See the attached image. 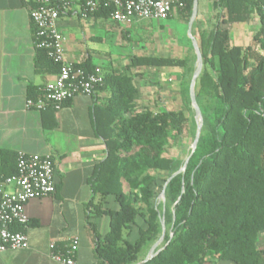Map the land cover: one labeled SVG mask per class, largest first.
Wrapping results in <instances>:
<instances>
[{
  "label": "trees",
  "instance_id": "16d2710c",
  "mask_svg": "<svg viewBox=\"0 0 264 264\" xmlns=\"http://www.w3.org/2000/svg\"><path fill=\"white\" fill-rule=\"evenodd\" d=\"M205 1L218 19L198 38L205 69L196 80L195 97L203 124L185 170L165 187L162 245L167 244L145 264H264V0ZM192 6L187 0L178 9L186 22ZM111 10L102 4L90 15L110 18ZM254 18L258 28L249 42L231 44L230 27ZM37 52V62L58 71L45 49ZM77 65L96 68L89 61ZM138 66L182 67V95H188L187 57L134 54L126 69ZM132 80L126 71L105 73L96 87L109 91L102 113L95 112L94 127L107 155L89 180L100 200L85 205L96 264H136L141 251L158 239L162 208L156 199L184 161L167 155V147L195 133L190 101L185 110L138 109L140 93ZM15 172L16 154L2 151L0 178ZM101 216L108 217L104 234L95 224ZM55 250L65 251L66 243H55Z\"/></svg>",
  "mask_w": 264,
  "mask_h": 264
},
{
  "label": "crops",
  "instance_id": "0c3cea01",
  "mask_svg": "<svg viewBox=\"0 0 264 264\" xmlns=\"http://www.w3.org/2000/svg\"><path fill=\"white\" fill-rule=\"evenodd\" d=\"M35 5L36 0H0V157L4 150L15 154L17 151L50 154L56 190L52 195L31 199L25 204L27 247L0 252V264H60L51 258L50 244L68 243L73 238L78 240L77 262L96 264L95 238L86 222L85 205L91 199L94 202L100 200L98 194H93L89 180L95 166L107 155L104 140L95 134L94 127L95 112L102 113L109 101V91L95 88L91 95L78 94L58 110L25 108L26 98L34 96L57 74L50 66L37 62L34 26L30 18V10ZM135 23L124 26L99 15L84 17L82 1L76 0L58 18L64 36V57L76 64L89 61L103 75L126 71L133 75L132 81L139 92L137 82L145 83L143 79L147 73L157 75L153 84L156 90L163 89L164 81L159 78L170 71L177 74L181 84L183 68L179 66L160 67L156 71L148 66L127 70V60L116 59L110 60L102 69L92 61L93 56H99V49L91 44L99 38L95 34L96 28L115 30L121 39L124 35L128 38L129 28ZM251 23L255 24L256 30L257 18L240 24ZM231 44L242 46L232 41ZM101 218L97 217L95 224L97 232L103 234L98 230Z\"/></svg>",
  "mask_w": 264,
  "mask_h": 264
},
{
  "label": "built area",
  "instance_id": "2783aa9c",
  "mask_svg": "<svg viewBox=\"0 0 264 264\" xmlns=\"http://www.w3.org/2000/svg\"><path fill=\"white\" fill-rule=\"evenodd\" d=\"M76 0H36L30 10L37 48L45 49L48 57L58 64L53 81L43 85L37 93L25 100L26 109L43 111L60 109L78 94L91 95L103 83L104 75L98 68L87 71L64 57V36L58 18L62 11ZM83 16L95 12L104 4L112 8L110 19L130 26L142 19L166 18L173 9L185 7L187 0H81ZM54 162L50 154L17 151L16 172L0 178V252L24 249L28 239V216L25 204L35 198L54 194ZM15 227L18 229H15ZM77 238L66 243V250H55L50 244L51 258L60 264H79L75 259Z\"/></svg>",
  "mask_w": 264,
  "mask_h": 264
},
{
  "label": "rangeland",
  "instance_id": "374dc122",
  "mask_svg": "<svg viewBox=\"0 0 264 264\" xmlns=\"http://www.w3.org/2000/svg\"><path fill=\"white\" fill-rule=\"evenodd\" d=\"M217 19L218 18L212 13L209 4H207L205 0H198L196 17L191 27V34L195 37L198 44L199 34L202 33L206 36ZM254 26L255 24L253 23L247 26L240 23L233 24L230 27V39L232 43H239L242 47L246 45L255 30ZM95 34L99 36V38L93 40L91 44L99 49V56H93L92 61L102 69L109 64L110 60L126 59V62H129L128 60L132 55L145 53H149V55L153 56L168 55L176 58L187 57L192 73L195 69V53L191 39L188 36V22L182 19L178 9H173L168 18L139 20V22L129 28L128 38H125L126 36L124 35L120 39L117 31L107 27L105 30L96 28ZM152 68L154 71L159 69L155 67ZM204 69L205 66L203 64L201 72ZM157 78V75L147 73L143 80L149 85L141 81L137 82L140 87V101L137 108L156 111L162 106L165 109L185 110V103L190 101L189 93L188 95H182L183 88L182 85L179 84L177 74L170 71L161 76L159 79L164 81L163 89L161 88L158 90L153 86ZM191 113L190 111V118L194 119V112ZM192 141L193 137L190 134H187L181 139L172 140L167 147L166 154L185 159L188 156L187 154L190 150ZM161 182L160 180L159 184H161ZM159 195L160 193L157 196L156 203L159 205V208L163 210L164 201ZM101 219L98 230L104 234L109 228L108 217L102 216ZM166 232L167 230L165 228V233ZM260 242L264 245V234ZM152 244L153 243L145 250L143 249L141 251V260L145 257ZM215 264L225 263L217 262Z\"/></svg>",
  "mask_w": 264,
  "mask_h": 264
},
{
  "label": "water",
  "instance_id": "95a60500",
  "mask_svg": "<svg viewBox=\"0 0 264 264\" xmlns=\"http://www.w3.org/2000/svg\"><path fill=\"white\" fill-rule=\"evenodd\" d=\"M197 7H198V0H193L192 11H191V15H190V18L188 21V36L192 42V47H193V50L195 53V64H196L195 69H194L192 76H191V79H190L189 90H188L190 105L194 111V120H195V125H196L195 133H194L193 141H192V144H191V147L189 150V154L184 159L182 166L176 172L171 174L163 184V187H162L160 195H159V197L162 198L163 201H165L164 195H165V187H166L167 183L176 174L183 172L185 170L188 159H189L190 155L194 152V150L197 146L198 138H199L200 131L202 128V124H203L202 114H201L200 108L198 106V103L196 101V97H195V83H196L198 76L201 73V69H202V65H203V59H202V55H201L200 46H199L197 40L195 39V37L191 34V27H192V24H193L195 17H196ZM163 214H164V208H163L162 214H161V227H162L161 235L151 245V247L149 248L145 257L142 260L138 261L136 264H145L147 261H149L150 259L155 257L162 249L165 248L167 243H165L164 245H161L163 243L164 235H165V225H164V215Z\"/></svg>",
  "mask_w": 264,
  "mask_h": 264
}]
</instances>
